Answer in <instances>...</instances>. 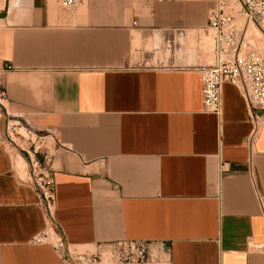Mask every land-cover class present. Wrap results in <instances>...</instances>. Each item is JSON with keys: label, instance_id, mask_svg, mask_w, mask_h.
I'll use <instances>...</instances> for the list:
<instances>
[{"label": "crops", "instance_id": "obj_1", "mask_svg": "<svg viewBox=\"0 0 264 264\" xmlns=\"http://www.w3.org/2000/svg\"><path fill=\"white\" fill-rule=\"evenodd\" d=\"M213 6L0 0V264H64L33 241L45 220L13 169L16 119L56 134L46 162L69 245L143 241L169 264H264L253 247L264 244V121L250 140L251 109L229 82L218 115L202 103L212 58L192 41Z\"/></svg>", "mask_w": 264, "mask_h": 264}, {"label": "built area", "instance_id": "obj_2", "mask_svg": "<svg viewBox=\"0 0 264 264\" xmlns=\"http://www.w3.org/2000/svg\"><path fill=\"white\" fill-rule=\"evenodd\" d=\"M163 1V0H158ZM213 8L208 15V28L213 31L214 57L210 64L199 69L202 103L206 111L218 115L221 109V85L229 82L242 91L249 108L253 140L264 121V58L244 39L234 15L253 23L264 34V0H211ZM63 8H72L80 0H57ZM6 68H9L7 66ZM5 91L0 86V105ZM23 130L24 133H21ZM8 144L14 146L29 167L28 173L38 195L45 229L35 236V243L55 240L52 244L64 264H169L157 246L143 241L122 240L97 245L91 251H78L66 243L54 218L53 181L46 157L57 146L56 134L40 130L26 121L13 120L6 125ZM264 251V244L253 246Z\"/></svg>", "mask_w": 264, "mask_h": 264}, {"label": "rangeland", "instance_id": "obj_3", "mask_svg": "<svg viewBox=\"0 0 264 264\" xmlns=\"http://www.w3.org/2000/svg\"><path fill=\"white\" fill-rule=\"evenodd\" d=\"M229 2L231 4V6H233V7L236 4V0H229ZM236 8L237 7H234V9H235L234 15L236 17L235 19H236L237 22H241L242 25L244 24V26L242 27V33H244V30L246 29L245 40L250 42L251 44L250 43L249 44L252 45V47L264 58V51H263L264 50V34L259 29L257 30V28L252 23H250V22L247 23L243 19L240 20L241 18H239L240 16L237 15ZM199 40L200 41H198V42L192 41V45H194V46L196 45L202 52H204L205 54H208L210 56V58H212V60H213V57H214L213 31L209 29L208 30V34L206 36L201 34ZM212 60H210L209 62L211 63ZM20 132L24 133L23 130H20ZM7 147H8L9 150H12V151H9V152H10L12 163H13V169L15 170V168H14V166H15L14 155H17V153L19 154V152L12 145L8 144ZM21 169L23 171L21 174L18 175L16 170H15V174L21 180L29 181L30 180L29 173H28L29 167L26 166L25 161H24V168H23V166H21ZM46 241L51 242L53 244H56L55 240L50 238V237H48L46 239Z\"/></svg>", "mask_w": 264, "mask_h": 264}, {"label": "bare ground", "instance_id": "obj_4", "mask_svg": "<svg viewBox=\"0 0 264 264\" xmlns=\"http://www.w3.org/2000/svg\"><path fill=\"white\" fill-rule=\"evenodd\" d=\"M233 4V3H232ZM237 13V12H236ZM237 15H238V13H237ZM239 18H241V17H239ZM240 20H242V18L240 19ZM251 23V22H250ZM253 24V23H252ZM254 25V24H253ZM238 26L239 27H241V29H242V27L244 26V24L242 25V23L241 22H238ZM255 26V25H254ZM256 27V26H255ZM257 28V27H256ZM257 30H258V28H257ZM194 31V30H193ZM136 33V32H135ZM245 33H246V29L244 30V39H245ZM260 36V35H259ZM258 37V36H257ZM253 38V37H252ZM251 39V38H250ZM259 40V39H258ZM246 41V40H245ZM261 41V40H260ZM246 42H248V41H246ZM248 43H250V42H248ZM251 44V43H250ZM252 46V45H251ZM262 46V45H261ZM203 47V46H202ZM264 51V50H263ZM15 162H16V168H17V170L19 171V172H21L22 171V169H21V166H23V168H24V160L20 157V156H16V160H15ZM23 172V171H22ZM76 250H78V251H82V250H85V249H78V248H76V247H74ZM93 249V247L91 248V250Z\"/></svg>", "mask_w": 264, "mask_h": 264}, {"label": "water", "instance_id": "obj_5", "mask_svg": "<svg viewBox=\"0 0 264 264\" xmlns=\"http://www.w3.org/2000/svg\"><path fill=\"white\" fill-rule=\"evenodd\" d=\"M0 15H2V14H0Z\"/></svg>", "mask_w": 264, "mask_h": 264}]
</instances>
